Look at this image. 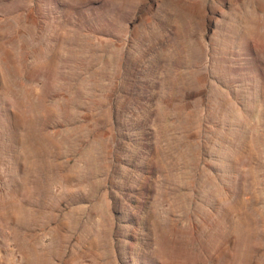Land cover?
I'll return each instance as SVG.
<instances>
[{
	"label": "rangeland",
	"instance_id": "obj_1",
	"mask_svg": "<svg viewBox=\"0 0 264 264\" xmlns=\"http://www.w3.org/2000/svg\"><path fill=\"white\" fill-rule=\"evenodd\" d=\"M0 264H264V0H0Z\"/></svg>",
	"mask_w": 264,
	"mask_h": 264
}]
</instances>
